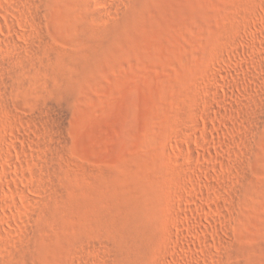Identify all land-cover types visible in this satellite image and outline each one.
<instances>
[{
    "label": "rangeland",
    "instance_id": "374dc122",
    "mask_svg": "<svg viewBox=\"0 0 264 264\" xmlns=\"http://www.w3.org/2000/svg\"><path fill=\"white\" fill-rule=\"evenodd\" d=\"M0 264H264V0H0Z\"/></svg>",
    "mask_w": 264,
    "mask_h": 264
},
{
    "label": "bare ground",
    "instance_id": "6f19581e",
    "mask_svg": "<svg viewBox=\"0 0 264 264\" xmlns=\"http://www.w3.org/2000/svg\"><path fill=\"white\" fill-rule=\"evenodd\" d=\"M105 6H106V5H105ZM105 6H104V7H105ZM101 7H102V5H101ZM102 8H103V7H102ZM105 9H106V7L104 8V10H105ZM108 9H109V8H108ZM105 11H106V10H105Z\"/></svg>",
    "mask_w": 264,
    "mask_h": 264
}]
</instances>
